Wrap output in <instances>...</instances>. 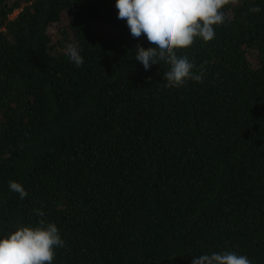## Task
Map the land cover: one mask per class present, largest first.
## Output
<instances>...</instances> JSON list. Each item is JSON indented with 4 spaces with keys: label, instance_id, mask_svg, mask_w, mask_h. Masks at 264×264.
Returning <instances> with one entry per match:
<instances>
[{
    "label": "trees",
    "instance_id": "trees-1",
    "mask_svg": "<svg viewBox=\"0 0 264 264\" xmlns=\"http://www.w3.org/2000/svg\"><path fill=\"white\" fill-rule=\"evenodd\" d=\"M115 3L0 0V233L54 223L53 264H264V0L177 50L204 73L179 88L135 60L154 45Z\"/></svg>",
    "mask_w": 264,
    "mask_h": 264
},
{
    "label": "clouds",
    "instance_id": "clouds-1",
    "mask_svg": "<svg viewBox=\"0 0 264 264\" xmlns=\"http://www.w3.org/2000/svg\"><path fill=\"white\" fill-rule=\"evenodd\" d=\"M239 0H116L117 18L125 20L131 36H143L154 47L136 45L135 60L145 71L159 62L169 65L164 73L165 86L179 88L189 80L202 83L203 70L197 74L187 55L177 50L190 48L197 38L205 43L215 37L214 26L225 23V6L238 5ZM250 12L259 13L253 7ZM64 53L77 67L84 60L78 42L65 45ZM9 189L21 199L28 196L23 186L9 181ZM37 215L44 212L37 210ZM0 264H53L56 248H63L60 230L54 223L40 220L36 227H19L9 233H0ZM192 264H251L247 256L235 252H213L194 257Z\"/></svg>",
    "mask_w": 264,
    "mask_h": 264
},
{
    "label": "rangeland",
    "instance_id": "rangeland-1",
    "mask_svg": "<svg viewBox=\"0 0 264 264\" xmlns=\"http://www.w3.org/2000/svg\"><path fill=\"white\" fill-rule=\"evenodd\" d=\"M17 14V11L14 12V16ZM100 31L105 33V34H109L110 31H112L110 28H106V27H100ZM113 32V31H112Z\"/></svg>",
    "mask_w": 264,
    "mask_h": 264
}]
</instances>
